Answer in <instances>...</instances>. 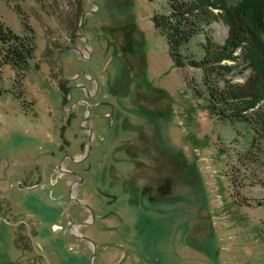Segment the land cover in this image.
<instances>
[{
  "label": "rangeland",
  "instance_id": "rangeland-1",
  "mask_svg": "<svg viewBox=\"0 0 264 264\" xmlns=\"http://www.w3.org/2000/svg\"><path fill=\"white\" fill-rule=\"evenodd\" d=\"M169 1L0 0V264H264L261 124L208 108L254 52L207 86L154 24ZM228 35L203 23L183 51Z\"/></svg>",
  "mask_w": 264,
  "mask_h": 264
},
{
  "label": "trees",
  "instance_id": "trees-1",
  "mask_svg": "<svg viewBox=\"0 0 264 264\" xmlns=\"http://www.w3.org/2000/svg\"><path fill=\"white\" fill-rule=\"evenodd\" d=\"M214 8L219 9L220 13H214ZM167 12L155 14L153 21L167 35L170 57L179 68L190 66L201 69L206 85L209 81H219L224 77L223 72L229 73L238 66L234 63L238 58L234 53L244 44L254 52L251 57L245 55L247 65L255 70L254 79L250 78L242 85L225 80L226 88H221L219 92L209 86L208 108L213 115H221L222 119L230 121L252 124V118H257L261 130L255 132L260 133L264 141V108L261 107V103H264V82L259 80L262 76L264 81V0H238L234 5H230L228 0H170ZM219 19H223L229 27V35L222 47L218 49V45L209 40L204 44V57L199 60L184 53L183 48L199 33L203 23L209 24ZM12 37L14 41L20 39L17 35ZM0 40L10 41L2 32ZM15 45L19 48L13 50L14 55L12 51L9 52L10 55L18 63H26L24 42ZM223 60H231L233 64L220 63ZM210 96L213 98L211 104ZM217 99H220L224 107L220 112ZM252 108H255L252 110L254 116L249 117L247 112Z\"/></svg>",
  "mask_w": 264,
  "mask_h": 264
},
{
  "label": "flooded vegetation",
  "instance_id": "flooded-vegetation-1",
  "mask_svg": "<svg viewBox=\"0 0 264 264\" xmlns=\"http://www.w3.org/2000/svg\"><path fill=\"white\" fill-rule=\"evenodd\" d=\"M72 48V47H71ZM67 49V48H66ZM62 52V51H61ZM60 52V53H61ZM60 88H61V86H60ZM62 88H64V90L65 89H67L68 88V86H66L65 87V85H64V83L62 84ZM68 93V92H67ZM78 158V159H77ZM73 160H80V157H76V158H73ZM66 171V170H65ZM67 172V171H66ZM80 202V201H79ZM77 236H79V237H81V238H83V239H85V240H88V241H92L91 239H90V236L89 235H77ZM94 243V242H93ZM98 246V245H97ZM95 254H96V249H95V251H94V254H93V256H95ZM92 264H95L94 262H92Z\"/></svg>",
  "mask_w": 264,
  "mask_h": 264
}]
</instances>
